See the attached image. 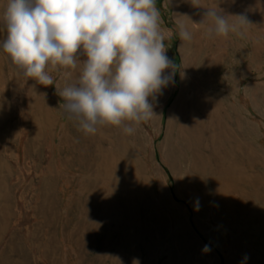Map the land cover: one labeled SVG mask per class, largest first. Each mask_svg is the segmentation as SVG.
<instances>
[{
    "label": "rangeland",
    "instance_id": "rangeland-1",
    "mask_svg": "<svg viewBox=\"0 0 264 264\" xmlns=\"http://www.w3.org/2000/svg\"><path fill=\"white\" fill-rule=\"evenodd\" d=\"M197 2L155 0L174 68L132 135H86L64 69L44 86L0 46V264H264V0ZM208 8L250 24L210 38Z\"/></svg>",
    "mask_w": 264,
    "mask_h": 264
},
{
    "label": "clouds",
    "instance_id": "clouds-1",
    "mask_svg": "<svg viewBox=\"0 0 264 264\" xmlns=\"http://www.w3.org/2000/svg\"><path fill=\"white\" fill-rule=\"evenodd\" d=\"M206 17L212 19L210 38L239 34L250 24L243 15L229 23L217 8H208ZM160 22L155 0H8L3 10L7 38L0 46L26 77L44 86L54 84L49 67L64 69L65 86L56 87L57 94L86 135L103 125L132 135L156 115L148 98L168 84L164 70L174 68ZM179 35L192 40L184 24ZM81 62L78 79L70 82Z\"/></svg>",
    "mask_w": 264,
    "mask_h": 264
},
{
    "label": "bare ground",
    "instance_id": "bare-ground-1",
    "mask_svg": "<svg viewBox=\"0 0 264 264\" xmlns=\"http://www.w3.org/2000/svg\"><path fill=\"white\" fill-rule=\"evenodd\" d=\"M198 117L196 116V118H194V122H195V124L198 126ZM197 126H192V128H191V126H190V130H192L195 134H198V132H197ZM197 155H199V156H203V157H205L204 158V160H207V158L208 157H206V156H204V155H200V153H198ZM114 158V157H113ZM211 159H212V157H210ZM209 159V158H208ZM211 159H209L208 161H209V165H213V162L211 161ZM116 160V159H115ZM196 163H198V162H196ZM198 164H200V163H198ZM200 166H202L201 164H200Z\"/></svg>",
    "mask_w": 264,
    "mask_h": 264
}]
</instances>
